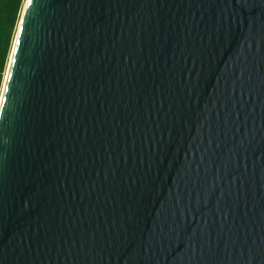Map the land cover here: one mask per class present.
Wrapping results in <instances>:
<instances>
[{
    "label": "water",
    "instance_id": "1",
    "mask_svg": "<svg viewBox=\"0 0 264 264\" xmlns=\"http://www.w3.org/2000/svg\"><path fill=\"white\" fill-rule=\"evenodd\" d=\"M0 264H264V0H25Z\"/></svg>",
    "mask_w": 264,
    "mask_h": 264
},
{
    "label": "trees",
    "instance_id": "2",
    "mask_svg": "<svg viewBox=\"0 0 264 264\" xmlns=\"http://www.w3.org/2000/svg\"><path fill=\"white\" fill-rule=\"evenodd\" d=\"M25 0H0V91Z\"/></svg>",
    "mask_w": 264,
    "mask_h": 264
},
{
    "label": "snow or ice",
    "instance_id": "3",
    "mask_svg": "<svg viewBox=\"0 0 264 264\" xmlns=\"http://www.w3.org/2000/svg\"><path fill=\"white\" fill-rule=\"evenodd\" d=\"M29 3H31V0H28Z\"/></svg>",
    "mask_w": 264,
    "mask_h": 264
},
{
    "label": "rangeland",
    "instance_id": "4",
    "mask_svg": "<svg viewBox=\"0 0 264 264\" xmlns=\"http://www.w3.org/2000/svg\"><path fill=\"white\" fill-rule=\"evenodd\" d=\"M25 3V2H24ZM18 26V25H17ZM17 30V29H16ZM16 33V32H15Z\"/></svg>",
    "mask_w": 264,
    "mask_h": 264
}]
</instances>
